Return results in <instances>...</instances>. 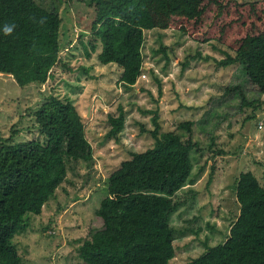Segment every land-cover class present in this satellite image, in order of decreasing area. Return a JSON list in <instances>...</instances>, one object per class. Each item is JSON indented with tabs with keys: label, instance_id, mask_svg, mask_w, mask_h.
I'll return each mask as SVG.
<instances>
[{
	"label": "trees",
	"instance_id": "trees-1",
	"mask_svg": "<svg viewBox=\"0 0 264 264\" xmlns=\"http://www.w3.org/2000/svg\"><path fill=\"white\" fill-rule=\"evenodd\" d=\"M88 4L90 22L80 35L89 32L91 38L85 42L80 36L84 54L90 56L99 47L98 60L120 66L119 82L127 88L143 68L144 31L172 28L200 42L226 46L224 57H213L216 63L242 64L254 85L264 91V0H89ZM6 25L12 27L10 34L4 32ZM60 25L58 11L36 0H0V73L11 75L21 86L44 83L61 60ZM158 50L168 61L166 48L160 45ZM63 63L66 71L75 70ZM78 68L87 72L82 64ZM238 93L242 104H253L242 91ZM117 108V114H108L105 134L116 139L125 120L122 106ZM145 111L153 112L154 126L149 130L153 144L132 151L108 175L106 195L96 211L99 222L78 244L81 263L169 264L174 256L170 218L187 201L177 191L190 179V152L201 154L204 149L193 138V119L179 122L181 131H160L157 110ZM34 119L44 140L13 141L9 136L0 141V264H23L14 237L27 228L31 214L42 212L66 178L68 161L93 159L81 114L68 96L47 95ZM234 190L239 213L227 238L207 245L185 264H264V186L253 171L245 170L236 178Z\"/></svg>",
	"mask_w": 264,
	"mask_h": 264
},
{
	"label": "rangeland",
	"instance_id": "rangeland-1",
	"mask_svg": "<svg viewBox=\"0 0 264 264\" xmlns=\"http://www.w3.org/2000/svg\"><path fill=\"white\" fill-rule=\"evenodd\" d=\"M36 1L61 17V60L44 83L21 86L11 75L0 73V141L9 136L13 141L44 140L34 111L54 93L68 96L79 110L93 159L69 160L66 178L42 212L31 214L27 228L15 235L22 263L84 264L78 244L99 222L96 211L106 195L108 175L132 151L153 144V112L145 110H157L160 131H181L179 122L193 119V138L204 149L201 154L190 152V179L177 191L187 201L170 218L175 253L169 264H185L207 245L223 242L239 213L234 185L240 172L253 171L264 186V91L242 64L216 63L213 57H224L226 46L200 42L172 28L144 31L143 68L127 88L119 82L120 66L98 60L99 47L90 56L84 54L80 36L86 42L91 35L80 33L90 22L89 0ZM62 61L75 70L66 71ZM80 64L87 72L78 68ZM238 90L253 104H242ZM118 105L125 120L116 139L105 134L108 114H117Z\"/></svg>",
	"mask_w": 264,
	"mask_h": 264
},
{
	"label": "clouds",
	"instance_id": "clouds-1",
	"mask_svg": "<svg viewBox=\"0 0 264 264\" xmlns=\"http://www.w3.org/2000/svg\"><path fill=\"white\" fill-rule=\"evenodd\" d=\"M4 32H5V34H10L12 32V27L6 25L4 27Z\"/></svg>",
	"mask_w": 264,
	"mask_h": 264
},
{
	"label": "built area",
	"instance_id": "built-area-1",
	"mask_svg": "<svg viewBox=\"0 0 264 264\" xmlns=\"http://www.w3.org/2000/svg\"><path fill=\"white\" fill-rule=\"evenodd\" d=\"M261 125V124H260Z\"/></svg>",
	"mask_w": 264,
	"mask_h": 264
}]
</instances>
